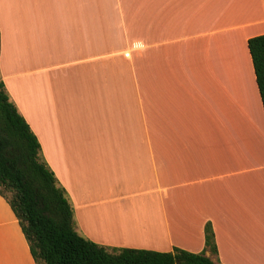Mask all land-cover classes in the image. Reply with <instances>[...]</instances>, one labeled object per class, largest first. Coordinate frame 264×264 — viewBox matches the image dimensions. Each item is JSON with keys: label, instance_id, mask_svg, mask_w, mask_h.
I'll list each match as a JSON object with an SVG mask.
<instances>
[{"label": "crops", "instance_id": "obj_1", "mask_svg": "<svg viewBox=\"0 0 264 264\" xmlns=\"http://www.w3.org/2000/svg\"><path fill=\"white\" fill-rule=\"evenodd\" d=\"M84 6L0 0V78L67 190L75 229L106 247L264 264V108L248 47L264 34V0H111L103 37ZM78 22L92 29L80 33ZM94 63L105 94L87 97L109 104L103 138L76 124L66 105L75 95L49 101L45 80L18 96L17 78ZM239 69L251 80L252 121ZM207 223L217 253L205 244ZM0 264H36L1 194Z\"/></svg>", "mask_w": 264, "mask_h": 264}, {"label": "trees", "instance_id": "obj_2", "mask_svg": "<svg viewBox=\"0 0 264 264\" xmlns=\"http://www.w3.org/2000/svg\"><path fill=\"white\" fill-rule=\"evenodd\" d=\"M264 108V34L248 40ZM1 48V33H0ZM40 141L0 78V194L13 209L36 264H216L206 252L106 247L78 233L74 209ZM205 244L217 253L211 223Z\"/></svg>", "mask_w": 264, "mask_h": 264}, {"label": "rangeland", "instance_id": "obj_3", "mask_svg": "<svg viewBox=\"0 0 264 264\" xmlns=\"http://www.w3.org/2000/svg\"><path fill=\"white\" fill-rule=\"evenodd\" d=\"M84 1H85L84 13L82 14L84 16L89 15L91 18L92 17L94 18V25H93L94 33H96L97 31V24H98V32L100 33V36L103 37V35L106 33L107 18L110 14L111 0H83V2ZM86 2L90 3V6L88 7V11H87ZM89 26L92 29V24L90 23L89 24L82 22L76 23L77 31L80 33L82 32L83 34L88 33ZM97 65L98 64L94 63V70L91 71L83 72L81 71L80 68L78 69L75 68L73 70L70 69L65 70V69L57 68L53 70H48L46 72H42L40 75L37 74L35 76L31 75V76H24L17 78L15 79L16 82L20 83L22 86L21 90L19 91L20 94L18 93V96L19 98H21L26 93L27 82L33 79H35V81H39L38 79H41V81L45 80L41 84L43 85L44 83L49 82L50 84L49 88L52 91V93L48 94L51 96H47L49 101L51 99L54 100L57 97L56 95H62V94L75 95L77 97V100H75L74 103H68L66 105H67V110L69 112L76 113L75 114V116L77 117L76 124L79 126L84 125L86 129L93 131L95 133H97L98 130L100 132L101 138H103V131H108L111 128V125L108 122V118H109V114L107 113L108 110H105L104 108V105H109V104L90 102V99H88L87 97L90 96L91 98L92 95L105 94V87H104L105 84L102 82L101 84L99 83L98 86V81L95 73V68ZM234 78H235L234 81L236 82L237 85V89L240 90L243 96L245 97V100L247 102V105L251 113L250 86L247 83L248 80L249 83L251 84V80L249 77H247V75H245L242 69H239V71L235 72ZM90 80H95L96 82L95 85L88 86L87 84L84 83V81L88 82ZM107 80H109L108 77L103 81H107ZM60 90L61 92H59ZM107 91H108L107 95L110 93L112 94L110 90ZM11 99L12 101H15L13 96L11 97ZM229 117L231 118L230 114ZM247 119L252 121V113H251V117L250 115H247ZM41 155L45 160V153L43 151H41Z\"/></svg>", "mask_w": 264, "mask_h": 264}, {"label": "bare ground", "instance_id": "obj_4", "mask_svg": "<svg viewBox=\"0 0 264 264\" xmlns=\"http://www.w3.org/2000/svg\"><path fill=\"white\" fill-rule=\"evenodd\" d=\"M247 80V78H246ZM247 83L250 86V107H251V113H252V120H253V111L255 112V109H253V106L255 107V99H254V94L251 88V84L249 83V81L247 80Z\"/></svg>", "mask_w": 264, "mask_h": 264}]
</instances>
